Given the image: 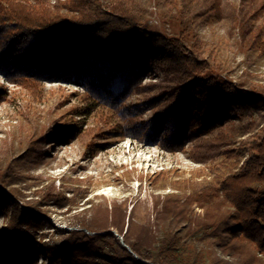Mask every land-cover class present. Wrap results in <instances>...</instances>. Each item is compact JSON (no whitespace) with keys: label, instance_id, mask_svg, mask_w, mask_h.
<instances>
[{"label":"trees","instance_id":"1","mask_svg":"<svg viewBox=\"0 0 264 264\" xmlns=\"http://www.w3.org/2000/svg\"><path fill=\"white\" fill-rule=\"evenodd\" d=\"M133 1L0 0V77L35 101L46 83H74L89 104L117 114L122 125L113 131L170 153L230 121L259 114L256 134L229 154L223 173L201 190L186 191L189 181L169 180L162 172L149 178L154 188L172 192L153 195L145 221L136 219L135 206L127 212V199H87L88 207L72 216L71 227L79 228L69 231L50 226L48 206L76 210L82 190L74 187L68 197L63 181L60 190L43 187L28 199L26 177L14 166L23 156L1 139L0 264H264V83L233 80L200 56L198 24L219 22L222 0H211L204 15L193 17L189 8L196 0L170 2L174 35L141 20ZM260 42L252 46L260 48ZM160 47L172 53L160 57ZM179 56L188 80L179 110H168L146 131L135 118L142 106L126 108V99L150 65ZM176 114L175 125L161 137ZM103 124L110 127V119ZM75 131L67 122L50 135L41 127L27 140V159L45 158L46 145L57 138L67 143Z\"/></svg>","mask_w":264,"mask_h":264},{"label":"rangeland","instance_id":"2","mask_svg":"<svg viewBox=\"0 0 264 264\" xmlns=\"http://www.w3.org/2000/svg\"><path fill=\"white\" fill-rule=\"evenodd\" d=\"M64 1L67 0L50 3ZM172 1L177 0L133 2L141 20L167 35H174L177 26L168 21L167 8ZM102 2L108 5L113 0ZM210 4L211 0H196L189 8V15H204ZM262 7L264 0H222V19L211 25L202 20L198 24L204 43L200 56L219 65L222 73L233 80L244 79L255 85L264 83V12L255 14ZM260 38L263 41L260 48L252 46ZM171 51L169 47H160L158 56H169ZM180 58L150 65L141 85L126 99V108L142 106L135 118L144 123L146 131L168 110H179L182 91L188 86ZM42 90L35 101L27 91L0 77V140L8 138L9 150L14 149L16 155L23 156L14 166L26 177L24 195L28 199H36L33 191L43 187L51 190L52 186L54 192L60 190L63 181L68 197L74 187L82 190L84 197L76 210L48 206L50 213L45 218L56 230L78 229L79 226L71 227L72 216L88 207L87 199L104 198L109 202L127 199V212L135 206L136 219L145 221L147 212L151 213L153 195L172 192L170 187L154 188L149 178L162 172L169 180L189 181L183 185L186 191L201 190L214 176L223 173L221 164L226 163L229 154L240 144L252 140L260 124L259 114L230 121L192 139L183 151L170 153L159 145L125 138L117 130L113 131L112 127L122 125L117 114L89 104L81 87L74 83H46ZM177 115L167 119L161 137L171 131ZM106 117L110 119V127L103 124ZM66 122L76 130L67 143L57 138L45 146L49 151L45 158L27 159V140L41 127L47 135L57 133ZM116 237L122 242V237L117 234Z\"/></svg>","mask_w":264,"mask_h":264}]
</instances>
